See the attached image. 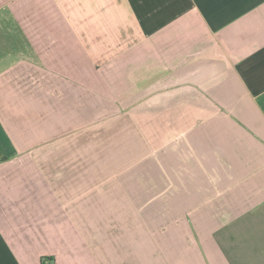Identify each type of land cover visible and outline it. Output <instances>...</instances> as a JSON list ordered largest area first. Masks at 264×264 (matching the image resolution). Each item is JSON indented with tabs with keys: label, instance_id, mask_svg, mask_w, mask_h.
I'll list each match as a JSON object with an SVG mask.
<instances>
[{
	"label": "crops",
	"instance_id": "1",
	"mask_svg": "<svg viewBox=\"0 0 264 264\" xmlns=\"http://www.w3.org/2000/svg\"><path fill=\"white\" fill-rule=\"evenodd\" d=\"M0 264H264V0H0Z\"/></svg>",
	"mask_w": 264,
	"mask_h": 264
}]
</instances>
